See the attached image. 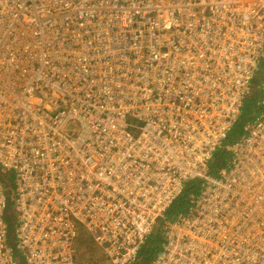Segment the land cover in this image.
I'll list each match as a JSON object with an SVG mask.
<instances>
[{
    "label": "built area",
    "instance_id": "built-area-1",
    "mask_svg": "<svg viewBox=\"0 0 264 264\" xmlns=\"http://www.w3.org/2000/svg\"><path fill=\"white\" fill-rule=\"evenodd\" d=\"M38 1L0 2L4 16L23 22L25 35L21 41L13 24L4 27L0 68L17 53L35 57L0 89V264H20L18 254L25 264H77L80 235L110 264H137L157 231L161 251L150 264H264V236L238 250L239 262L220 255L228 236L242 239L241 227H264V161L247 158L249 149L235 151L233 166L214 179L208 160L211 144H226L224 126L241 119L253 95L259 105L241 138L264 133V0H48L50 13L35 21ZM36 36L42 51H35ZM191 48L203 56L193 63L201 76L219 72L226 90L238 89L210 99L198 94L204 80L182 81L180 92L157 83L153 66L164 75L188 74ZM228 50L246 52L250 61L230 75L208 62ZM28 77L37 82L23 93ZM167 100L185 106L169 109ZM215 106L228 112L215 115ZM199 128L203 136L194 134ZM249 174L256 175L251 183ZM196 179L200 192L193 194ZM184 193L193 206L173 211Z\"/></svg>",
    "mask_w": 264,
    "mask_h": 264
},
{
    "label": "bare ground",
    "instance_id": "bare-ground-1",
    "mask_svg": "<svg viewBox=\"0 0 264 264\" xmlns=\"http://www.w3.org/2000/svg\"><path fill=\"white\" fill-rule=\"evenodd\" d=\"M22 1L15 0V2L18 3V5L21 4ZM235 1H236V4L239 5L242 1H250V0H235ZM0 2H2V5L7 6L4 4V0H0ZM160 2H163V5H168L170 3V0H160L159 3ZM47 3H48V0H39L37 5L33 8L35 15H37V16L31 15V18L35 19V21H38L40 19L41 14H44L47 16L46 13H50V10H49V12H46V11H48L47 10L48 9ZM162 7L163 6L161 4H159L158 11H160L162 9ZM37 10H38L39 14H37L38 13ZM254 11H257L256 8H254ZM22 14L24 16L25 15L27 16V14L24 11H22ZM11 24H13L12 32H13L14 37H16V39H20L21 41H25V35L21 34V26H23V22L20 26L16 25L15 20L12 18L11 14L4 16L3 11L0 10V37L4 31V27L7 26L8 28H10ZM175 27H176V32L178 33V35H180V37L183 39H187L188 42L193 46V44L196 42V40L193 39L191 34L188 33V31L185 29L182 30L181 24H178V26L176 25ZM147 32L149 35L154 36V34L152 33V29L148 28ZM242 32H244V31H242ZM39 38H40V36L34 37V39L37 40L36 42H33V46L35 48V51H42L43 50V44L38 43ZM228 51H230V52L227 54V57L226 56H220V55L213 56L214 59L209 60L208 62H211V63L217 65L218 66L217 68L222 67L224 69V71L226 73H228V75H230V73H231L230 71L232 69H234L236 64L244 63L245 61H249V60L247 59V53L246 52H242L240 50H228ZM199 53L200 52L198 50H193V48H191L190 51L187 53V55H189V56H185L186 63L189 65L188 74L185 76L179 77L178 75H174V74L164 75L163 73H161L163 69H161L160 66H153L151 68L150 72L157 74V78H156L157 83L162 80L164 82V87H167L169 85L173 89L178 87L179 92L184 89V85H182V83H181L182 81H192V82L199 83L200 80H204L206 83H205V86L202 88V90H200L198 92L199 95H201L200 93H202V95L212 99L213 97L218 98L217 94H220V93H226V94L227 93H234L238 88L237 89L230 88V89L226 90V87L229 86V82L225 80L226 75L222 77V74L218 72L217 77H215L214 72H205V74L203 76H201V72L204 69H197L196 67H194V64H197L199 62V60H201V58L203 57ZM206 64L207 63H205V62L200 63V65H206ZM104 65L106 66V64H104ZM252 65H253V63H252ZM40 66H42V65H40ZM258 75L259 74L257 72L254 73V77H258ZM228 77H230V76H228ZM243 77H244V74H243ZM125 80H126V78L124 77L121 80V82H125ZM0 82H1V89L5 90V88H6L5 79L2 76H0ZM86 85H87V83L84 82L83 86H86ZM85 95H86L85 97L89 96V94H85ZM204 96H202V97H204ZM163 106H166L169 109H176L179 106L180 107L185 106V103L183 100H181V101L167 100L165 102V104H163ZM186 107L187 108L190 107V104L187 105ZM158 112L159 111L157 110L156 114H158ZM225 112H228L227 108H225V107L219 108L218 106H215L212 113L215 115H222ZM262 114L264 115V112H262ZM212 119H213V117H212ZM143 121L150 122V123L154 122L151 117H146L143 119ZM226 121L231 122L227 118H226ZM247 124L248 123H246L245 125H247ZM214 125H215V121H214ZM235 125L236 124H234V123H231V124L229 123L227 126H224V132L227 134V136H230L231 138H234V139L232 141H230V143H226V144H222L219 142L218 143L213 142L211 144V147H210V151L213 152V156L209 157L208 160L214 159V155L218 149H220V150L230 149L233 152L236 151L238 153L248 151V149H249L251 153L246 155L247 158L255 159V160H258L260 162H263L264 161V137L261 139H259V137L263 136L264 133H262L261 135L256 137V139H255L256 141H251V140L246 139V138H239L238 135L235 137V133H236V126ZM262 125H264V124H262ZM253 128H256V127L253 126ZM204 132H205V128H199V130L198 131L196 130L194 132V134L197 133V135L203 136ZM210 138L213 139L212 137H210ZM153 139H154V142L156 143L157 138L153 137ZM168 143L169 144L171 143V145H174L172 140ZM171 147L172 146H170V148ZM174 149H175V147H174ZM193 153L195 155H197L198 151H193ZM182 196H183V194H180L179 197H182ZM263 212L264 211H259L258 214H263ZM241 229L244 232L242 239L238 238V239H236L237 242L233 243L234 238H231L228 236L227 240L225 242H223V246L220 249L221 250L220 255H222L224 257L232 258L234 261L239 262L240 259L236 255V254H238V250H240L242 247L246 246V244L248 243V240L250 238L253 240H255L254 238H256L257 239L256 241H258V240H261V238L264 236V227H263V229L255 232L254 229L251 228V225L247 224V225L241 227ZM216 247H217V244H214L212 246V248H216ZM160 251H161V248L157 250V252H160ZM99 253L103 254L104 257L106 258V254L103 252L102 249H99ZM154 257L152 258V260L154 259Z\"/></svg>",
    "mask_w": 264,
    "mask_h": 264
},
{
    "label": "rangeland",
    "instance_id": "rangeland-1",
    "mask_svg": "<svg viewBox=\"0 0 264 264\" xmlns=\"http://www.w3.org/2000/svg\"><path fill=\"white\" fill-rule=\"evenodd\" d=\"M18 59V63L15 65L16 63V60ZM16 60L13 64L11 65H8L6 64L7 66L5 65H2L1 68H0V76H7V79H6V82H5V86H7V83H8V80L12 77V74L14 71H17L16 69L18 68V70H21L22 71V75L24 74V72L28 71L30 69V65L29 63L31 61H35V57L31 54H29L28 52L25 54V55H20V54H16ZM14 66V69L12 72L8 73V71L10 69H12ZM22 83L26 82V79L25 77H20L18 78ZM37 81L35 80H30V78L28 77L27 79V84H28V87L25 88V89H22L20 91H22L23 93L28 90V89H31V87L35 88V85H32V83L36 84ZM0 89H1V82H0ZM254 101L253 99L251 98H248L245 100L244 102V108H243V112H244V119L242 121H239L235 126H236V133H235V137L239 134L242 133L243 131V125L245 123V121H250L252 118H250L248 115V113L251 111V107L253 105ZM234 138H230V141H232ZM226 143V142H225ZM225 155H226V163L228 165H231L233 166V162L235 160V156H234V152L231 151V150H225ZM224 164V154L222 153V150L218 149L214 155V173L216 175V172L219 170V168ZM232 168V167H231ZM240 170L242 171H245V168L243 167V165L241 164V167H240ZM240 170H237V173H240V176L239 177H242V171ZM250 177L248 178L249 179V183L250 182V179L252 177H256V175L254 174H249ZM241 181H245V180H241ZM239 181V182H241ZM155 233V232H154ZM152 234L149 236V242H150V246H155V244H157L158 246H160L161 244V241L159 240V238L155 241V234ZM86 238V236L84 235H80V238L78 241H80L82 243V241ZM84 246H87V247H90L91 244L89 243H85V244H82V247H77L75 249V255L77 257H80L81 256V261H85L87 262L88 258H90L91 256H82L83 255V251L82 250H85L84 249ZM94 246V245H92ZM110 264V262L104 257L103 254L99 253V248L97 246H95V264ZM85 264V263H84Z\"/></svg>",
    "mask_w": 264,
    "mask_h": 264
},
{
    "label": "trees",
    "instance_id": "trees-1",
    "mask_svg": "<svg viewBox=\"0 0 264 264\" xmlns=\"http://www.w3.org/2000/svg\"><path fill=\"white\" fill-rule=\"evenodd\" d=\"M263 63H264V60H263ZM251 99H253L254 103L251 107V111L248 113L247 116H249L250 118H252L250 121H245L244 125H243V131L242 133H246L245 130H244V126L246 123H250L253 121L255 115H256V109L258 107V99L256 98V95H253L252 97H250ZM244 112L242 114V117L241 119L238 120L239 121H242L244 119ZM237 122V123H238ZM236 123V124H237ZM230 136H227V140H226V143H230ZM222 153L224 154V165H226L225 163V160H226V155H225V150H222ZM214 160L212 161L211 163V173H214ZM190 193H193V194H197L200 192V182L198 179H196L189 191ZM193 206V202H191L190 200H188L187 198V195L184 193L182 197H178L174 203H173V206H172V210L173 211H187L190 207ZM11 229H13V222H11ZM156 239L155 241L159 238V240L161 241V244H162V239H163V236L161 234V231H157L155 233V236H154ZM14 240V239H13ZM161 244L160 246H158L157 244H155V246H150V242L148 241L147 244L144 246L145 249H143V252L141 253L140 257H139V261L137 264H150V261L152 260V258L157 254V250L161 248ZM18 258H19V262L20 264H25L24 261L22 260L20 254H18ZM79 260V259H78ZM79 263L82 264V261L79 260ZM102 264V263H101Z\"/></svg>",
    "mask_w": 264,
    "mask_h": 264
},
{
    "label": "crops",
    "instance_id": "crops-1",
    "mask_svg": "<svg viewBox=\"0 0 264 264\" xmlns=\"http://www.w3.org/2000/svg\"><path fill=\"white\" fill-rule=\"evenodd\" d=\"M77 247H82V243L80 241H77L76 248ZM84 249L85 250H82L83 251V255L82 256H84V257L85 256H88V257L91 256V257L88 258L87 262L82 261V264H84V263L85 264H95V246H92V245L90 247L84 246ZM75 258H76L77 264H81V263H79V260L82 259L81 256L80 257L75 256Z\"/></svg>",
    "mask_w": 264,
    "mask_h": 264
},
{
    "label": "clouds",
    "instance_id": "clouds-1",
    "mask_svg": "<svg viewBox=\"0 0 264 264\" xmlns=\"http://www.w3.org/2000/svg\"><path fill=\"white\" fill-rule=\"evenodd\" d=\"M246 132V131H245ZM247 133H241V134H239L238 135V137L239 138H241V137H243V136H245ZM227 140V139H226ZM226 142V141H225ZM214 160V159H213ZM225 163H226V160H225ZM230 165H228L227 163H226V165H222L220 168H219V170L216 172V175H215V173H211V171H210V174H211V176L214 178V179H219L220 178V173H221V171L222 170H224V169H226V168H228Z\"/></svg>",
    "mask_w": 264,
    "mask_h": 264
}]
</instances>
